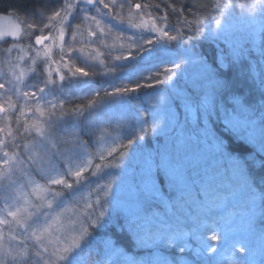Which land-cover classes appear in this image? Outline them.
Returning <instances> with one entry per match:
<instances>
[{
	"label": "snow or ice",
	"instance_id": "snow-or-ice-1",
	"mask_svg": "<svg viewBox=\"0 0 264 264\" xmlns=\"http://www.w3.org/2000/svg\"><path fill=\"white\" fill-rule=\"evenodd\" d=\"M125 7L129 9L127 23L123 11ZM133 7L136 10L142 7H155L159 10L160 5L142 6L136 3L133 6L130 0H109L107 3L105 0H61L59 6L51 10L50 15L41 19L39 34L34 36L37 45H43L46 40L51 41L44 49H36V55L32 57L31 65L27 69L35 74L38 82L25 83V69L21 68L18 74L12 72L15 83L9 80L7 88L5 83H0V89L4 90L7 97V107L0 104V113H4L3 118L8 122L7 130L0 127V133H4V136L0 137V162L8 173L21 171L31 186L30 193L22 194L23 204L14 209L6 205L5 214L0 215V264H9V257L12 264H85L82 255L84 249L89 247L95 238L94 232L99 235L97 230L108 226L113 219V213L101 210L93 219L92 213L86 211L83 220H69L67 225L62 219L69 210L68 200L76 201L84 187L92 184L94 177L101 175V164H93L87 151V142L81 140V133L88 134L89 127L97 122L104 111L94 98L100 96V90H93V98L74 96L72 92L74 89L83 90L85 86H90L92 77L97 75H110L112 79L124 76L130 78L137 72L133 62L143 59L144 52L152 54L162 43L166 46L184 45L186 36L188 41H194L197 34H203L204 39L222 43L225 47L214 49L211 57L196 52L194 43L191 47L180 48L174 53L177 59L172 61L178 71L165 69V79H157L156 83L171 84L180 98L176 103L177 111L181 110V102L184 110L195 111L198 136L203 135L209 140L213 157L228 161L234 174L243 178L245 186L255 190V167L264 170V0H245V3L240 5L242 9L248 10V15L255 17L259 13L261 17L260 44L255 63L250 59L251 50L244 47L239 38L234 37L233 27L228 20L231 11L236 7L235 0H211V3H205L204 0H176L174 3L165 4V9L170 10L175 18V23L169 20L167 10L159 15H153L151 11H145L143 14L137 12V19L134 20L131 11ZM113 8L119 10L116 15L112 14ZM86 23L88 35L97 37L98 42L109 49V55L116 44H105V37L114 35V27L122 25L125 29L136 30L130 36H124L123 31L115 34V41H128V54L124 55L125 48L121 44V54L112 59L108 72L90 73L77 64L85 46L77 40V36H83L81 27ZM24 25L27 30L37 28L35 23H29L27 19L24 20ZM92 26L96 30H93ZM45 28L49 29L48 34H44ZM20 33L19 27L16 31L0 33V43H11L10 47L2 49L4 53L10 54L13 49L24 51V47L19 43ZM31 35V31H25V36ZM66 35L69 37L67 41ZM153 35L156 39L152 38ZM7 37L14 39L10 42ZM52 45L58 49V59L52 57ZM145 45L152 47L145 48ZM28 47L31 48L32 45L29 44ZM133 48L143 50L139 57L133 56ZM99 55L103 56L104 53ZM17 59L23 60L24 57L17 56ZM39 59L43 60V64L38 70L36 64ZM100 64L103 65L104 61L101 60ZM187 65L199 66L200 79L203 82H194L190 88H180L178 81L172 82V76L183 75L184 66ZM249 80L254 88L250 87L245 94L244 88ZM140 86L139 83L132 88L114 87L109 84V87L113 88L111 92L107 88L101 90L105 96L122 98L129 92L137 91ZM20 87L35 90L21 92L18 91ZM65 92L71 98L60 99L59 94ZM12 96H17V99L21 96L24 98V105L19 109L16 118L17 130L20 128V118L24 117V107L36 117L35 122L31 124H28L25 118L23 132L20 133L33 136L31 144L25 143L21 146L17 143V136L13 135L11 121L17 108ZM76 100L81 103H74ZM66 105L69 107L66 108ZM164 126V121L150 125L154 134L158 129L163 130ZM140 131L143 133L145 129L141 127ZM65 132H69V137L63 142L71 144L65 152L50 155L47 151H41V146L46 141ZM36 138H39L38 142ZM142 139L143 135H136L135 140L129 137L127 145L122 146L131 151L133 145L140 147L138 141ZM9 146L12 147L11 153L7 150ZM21 147L28 153L26 157L21 156ZM25 159L28 166L44 180L43 184L33 180L31 174L24 170L22 166ZM99 159L104 160L102 152ZM120 159L123 161L125 155H121ZM194 159L206 165V172L212 166L211 160L204 159L199 154H190L187 151L181 153L178 149L169 150L166 146L147 153L143 159L138 183L134 186L137 192L135 203L127 205L118 200L112 201L117 216L121 211L124 212L120 231L127 228L137 235L141 243L160 238L151 228L152 218L156 214L152 211V202L162 199L164 194H168L169 199L182 198L177 197V189L187 184L191 176L190 165ZM0 174H3V170H0ZM259 179L260 183L264 184V173ZM111 187L110 183L108 188ZM260 191L264 193V187L260 188ZM105 195L109 193L106 192ZM29 196H34L36 202L29 199ZM254 199L253 197V201ZM261 199L264 200V197ZM91 208V204L85 205V209ZM260 223L264 235V205L261 206ZM13 225L22 229L21 235L15 236L9 231L8 238L19 240V249L5 248L4 227L11 229ZM54 233L61 235L56 237L50 251L45 241H51ZM25 235L34 241V246L28 245L27 240L23 238ZM178 239L179 237L173 234L167 238V243L176 247L179 253H184L185 247L177 243ZM212 239L219 241L220 237L214 235ZM29 247L34 248L32 254L29 253ZM233 248H238L240 253L248 251L238 241L233 244ZM206 252H215V248L209 244ZM32 255L37 257L35 261L32 260ZM121 255V249L117 248L113 241L105 240L102 264H119L117 258ZM245 261L246 257H238L229 264H245ZM123 264L133 262L130 258H124ZM162 264H176V261L164 260ZM208 264H211V261ZM261 264H264V260Z\"/></svg>",
	"mask_w": 264,
	"mask_h": 264
},
{
	"label": "trees",
	"instance_id": "trees-1",
	"mask_svg": "<svg viewBox=\"0 0 264 264\" xmlns=\"http://www.w3.org/2000/svg\"><path fill=\"white\" fill-rule=\"evenodd\" d=\"M21 0H0V15H9L14 14V10L18 8V4ZM173 3L176 2V0H172ZM179 6V4L177 5ZM11 11V12H10ZM10 12V13H9ZM191 19V17H189ZM169 20L171 22H175V18L171 15H169ZM127 23V22H125ZM123 31L124 36H130L133 32H135V29H125L124 26H116L113 29V36H106L105 38V44L112 45L113 43L116 44V47L114 49H111V55H109V49L105 47L104 44H101L98 42L97 37H87L86 43L84 44V51H86L85 55L83 56H90L92 60H94L96 63L100 64V61L103 60L104 64L101 65L102 67H105L103 69L101 67V71L108 72L109 67L112 63V59L116 55H120V45L123 44L125 51L124 55L128 54V41L127 40H121L115 41V34H119V32ZM194 45L198 44V50L199 53L206 55L208 57H211L214 53V49L217 48V43L204 39L203 34H197ZM156 37L155 35L152 36ZM10 41V40H8ZM90 41H97L96 43H90ZM11 42V41H10ZM9 44V43H8ZM8 44L0 43V47H4ZM194 46V47H195ZM152 47V46H151ZM181 47H187L185 45L181 46H173L171 44L164 46L161 49H156L152 54L143 53V59H137L134 61V65L137 69V72L135 74H132L131 77L124 76L122 78L118 79H112V77L109 76H94L91 80V85H97L96 88L100 87V96L94 97L97 101V105L104 108V111L102 115L98 118L97 122H101L103 125L102 128H100L97 132H108L107 136H115L117 138H120L122 142H125L127 144L128 138L131 137L135 140L136 135L141 134V124L142 122H137L136 117L137 116H148L149 119L152 116V112L150 109L147 108L146 104L143 103V97L150 92L151 90L154 91L155 86H159L163 89H167L169 93H172L171 90V84L167 85H161L157 84V79H165V69L168 67L162 69L161 73L155 72V71H149L147 68L151 63H153V59L155 57L160 56H166V59L168 61L171 59L169 58V54L172 51H177ZM148 48V47H146ZM173 50L170 52V49ZM98 50V51H97ZM196 52L197 49L195 47ZM133 56L139 57L140 53L143 51L137 50L136 48L131 49ZM91 53V55H89ZM99 53H104L103 56L99 55ZM173 69V72H177V69H175L174 65L171 66ZM89 72L93 73H99L95 71H91L89 68ZM146 72V73H145ZM162 74V75H161ZM147 79H144V76ZM178 78H181L180 76L173 75L172 76V82L178 81ZM112 82L114 87L119 86H126L129 88L135 87L137 83H139L141 86L140 88L135 92H129L125 94L122 98L121 97H112V96H105L104 91L101 89L107 88V83ZM247 82H251L250 80ZM13 83H15V80H13ZM124 83V84H123ZM106 84V85H105ZM147 84H151L152 86L149 87ZM6 87H9V85H6ZM84 89L89 90L87 86L84 87ZM24 87H20L18 91H23ZM113 90V89H112ZM112 90H109L111 92ZM75 96H84L82 94H78ZM174 96V98H173ZM1 97V96H0ZM89 98H93L92 96H88ZM60 99L64 98H71L67 95V93H60L59 94ZM2 99V98H0ZM172 99L174 100L175 106L177 101L180 100V98L176 97L175 95H172ZM3 100V99H2ZM74 103L79 104L81 101L76 100ZM66 108L69 106H65ZM183 103L181 102V110L178 112V119L176 121V124L173 128H171L168 132L163 133L161 135L154 134L152 131V128L150 127V122L148 118H143L146 122L145 124V132L143 134L144 139L139 140L138 144L140 147H136L135 145L132 146L131 151L128 147H120L116 151H114L112 158H108L105 161L106 163H109L111 165L110 169L115 174L121 173L122 176L117 175V178L120 183L129 182L133 186H135L138 183L139 180V173H140V167L138 166L140 158L144 159V156L154 151L157 148L167 147L169 150H179L181 153L187 151L190 154H199L202 158L211 160L212 166L208 170L210 173H213V177H216L218 181L225 179V181H222L223 184L231 186L229 189L230 194L241 196L236 199L238 205L236 207V214H239L238 210L242 209L244 210L247 205L248 198L251 197L252 201L255 202V207L257 208V214L253 220V224L255 227V231L258 233V235H262V225L260 223L261 221V206L264 205V200L261 198L264 197V193L260 191V188L264 187V184L260 183V175L264 173V170L259 168L258 166L255 167V171L253 173V177L255 180V184L253 185L254 191L250 188L245 186L244 180L241 176L234 174L232 170V165L223 159H220L219 157H213L211 149H210V142L208 139H206L203 135H199V131L196 128V113L195 111H187L185 113L182 112ZM123 108L127 109V114H131L129 118H126L123 116ZM177 108V107H176ZM138 113H142V115H138ZM19 115V107L17 109V112L13 113L12 115V121H11V128L13 131V135L17 136V143L21 144V146L25 143H30L31 140H33V136H28L27 134L20 135V133L23 132V126L25 124V117L20 118V128L17 130V122L16 118ZM3 118V117H1ZM215 119V117H214ZM141 121V119H140ZM2 127H5L7 130V125L5 120H1ZM28 124H31V122L27 121ZM187 125H193L195 127V131L188 133L184 129ZM94 125H91L88 129V132H95L93 130ZM211 128L212 126L209 125ZM71 130H69L70 132ZM69 132H65L62 134L54 135L51 140L46 141L43 145L47 146L48 148H55L56 150H59L60 153L65 152V149H68L71 147L70 143H64V139H68ZM4 133H0V137H3ZM11 140V137L8 138ZM39 138H36V141H38ZM81 140L87 142V148L92 150L95 146L94 143V137H92L89 134L81 133ZM249 147L251 145H248ZM10 153L12 152V147L9 146L7 149ZM2 155V153H0ZM28 153L23 151V148L21 147V156L26 157ZM121 155H125V159L121 161L120 157ZM119 159L118 166L114 165V162L116 159ZM25 162L27 160L25 159ZM123 166H127L130 168V175L126 176L124 174ZM191 176H194L196 173H200L202 171H205L206 165L200 164L197 160H193L191 165ZM31 168V167H30ZM32 169V168H31ZM109 167L102 165L100 172L102 170H106L109 172ZM0 170H3V174H0V183L7 180V177L9 173L7 172V169L5 166L0 167ZM106 179L102 175L99 177H94L93 183L86 186V190L88 195L91 198V204L94 206H97L99 201V204L106 212H112L113 213V219L108 224V226L103 230H97L99 231V235H96L95 232L93 233L94 239H92L89 247H86L83 252L84 262L85 264H102L103 258H104V246H105V240H111L114 242L115 246L119 249H121L122 255L121 257L117 258L119 261V264H123L124 258H130L132 262H134L137 259H146V262H148V258L152 256L151 252H154V257L156 262L163 261L164 259H167L169 261L175 260L176 264H181V260L185 259L184 256H190L195 259L194 254L190 252H187L185 254H180L178 252V249L176 247H167L166 245H155L153 247H148L146 245V242L141 243L140 240L137 238V235L128 230L127 228L124 231H120V223L124 219V212L121 211L119 216H117L116 212L113 210V204L112 201L115 200L114 197H112V190L114 187L112 185L111 189L108 188L109 184L105 183ZM192 183V182H191ZM189 183V186L190 184ZM113 184H118L116 182H113ZM221 187V184L219 186ZM217 187L211 186L210 191H207L206 193H201L199 187L192 189L189 192H185L182 194V198L176 199V202L173 206H169L167 202L163 199L156 200L152 202V211L155 212V216L152 218L151 228L154 233L157 235L165 237V233H168L169 236L176 234L177 236L183 235L182 229L173 228L172 226H167L162 224L163 219L172 218L178 216V214H175L177 211L174 206L177 207L178 211L184 213V214H190L195 209H192L194 205H201L204 206V198L203 196H209L211 195V192L214 191ZM85 188V187H84ZM135 189V187H134ZM244 189V191H242ZM248 190V193L246 191ZM109 191V192H108ZM170 191V190H169ZM224 193H228V189H222ZM108 192L109 195H105V193ZM136 192V189H135ZM171 192V191H170ZM191 193H194L195 195H191ZM136 195L133 200V204L136 200ZM202 196V197H201ZM180 197V196H179ZM188 197V198H186ZM253 197L255 198L253 201ZM71 201V200H68ZM130 205H132L130 203ZM250 207L247 208V210H251ZM170 210H173V213L170 212ZM170 212V213H169ZM246 213V212H245ZM107 219V217H105ZM217 224H220L222 222L227 221V218H223L221 213L214 212V217L212 219ZM167 229L168 231H165ZM45 243L50 245L48 241H45ZM152 248H156L153 249ZM196 264H204L203 261L198 260L196 261Z\"/></svg>",
	"mask_w": 264,
	"mask_h": 264
},
{
	"label": "rangeland",
	"instance_id": "rangeland-1",
	"mask_svg": "<svg viewBox=\"0 0 264 264\" xmlns=\"http://www.w3.org/2000/svg\"><path fill=\"white\" fill-rule=\"evenodd\" d=\"M235 0L236 7L231 11L230 15L228 16V20L230 24L233 27V35L236 38H239V42L244 45L247 49L254 51L256 55H258L257 48L260 44V27H261V17L259 13L255 17H252L248 15L247 9H242L240 7L241 4L245 3V0ZM105 2H109V0H105ZM118 2H123V0H118ZM57 0H48V11L51 13V10L53 8H57L59 4H57ZM126 8V7H125ZM107 11V10H106ZM119 10L113 8L112 14L116 15ZM11 12V11H10ZM9 12V13H10ZM138 11L136 9L132 10V13H137ZM93 14V13H91ZM20 17H22L23 20L27 19L29 23H35L37 25V28L39 29V26H41L38 21L32 18H28V16H24L23 14H18ZM17 14H9L6 15L11 21L15 22H22L18 19L19 16ZM136 15V14H134ZM32 17V16H30ZM137 18V17H136ZM145 19L147 17L145 16ZM77 23H79V20H77ZM39 25V26H38ZM34 28V29H37ZM88 28V24L82 25L81 29L86 30ZM34 29L25 31H31L34 32ZM93 30H96L94 26H92ZM99 36V33H98ZM31 36H25V33L23 35V41H20L19 43L24 47V51L21 52L19 49H13V51L10 54L4 53L2 51L3 48L10 47L11 43L4 47H0V83H5L8 85L9 80H15L12 76V72L15 71L17 74L20 72V69H25V83H37L38 81L35 78L34 73H30L27 71L28 67L31 65V59L32 57H35L36 55V49H44L46 45H50L51 41H47L44 45L41 47H37L29 43ZM81 36H77V40L80 41ZM107 38V37H105ZM69 37L66 35L65 40L67 41ZM153 39H156V37H153ZM121 43V40H120ZM31 44L32 47L29 48L28 45ZM79 47V44L77 45ZM166 46L163 43L159 46H157V49H161ZM146 47H151V45H145ZM173 50L170 49V52ZM58 52V49L55 45H52V57L53 59H56L58 56L56 53ZM176 51H172L169 54V58L171 59L168 61L166 59V56H160L155 57L153 59V63L149 65L147 70L149 71H155L158 73H161L162 69L168 67L171 68L172 61L176 60L177 57L174 55ZM17 56H23V60H18ZM43 60L39 59L37 60L36 67L39 68L42 66ZM16 65H19V67H15ZM185 71L183 72V78L182 80L178 81V87L180 88H190L195 83H202L203 81L200 79V68L198 65H187L184 66ZM91 68V67H90ZM105 69V67H102ZM104 71V70H103ZM102 71V72H103ZM146 73V72H145ZM162 75V74H161ZM148 75L144 76V79H147ZM251 81V80H250ZM252 82V81H251ZM124 84V83H123ZM149 85V84H147ZM151 85V84H150ZM171 90L172 93H169L167 89H163L159 86L154 87V91L151 90L143 97V103L146 104L147 108L151 110L152 116H137L136 121L142 122L141 127L145 128L146 122L143 118H148L150 125L153 123H156L158 121H164L165 126L163 130L158 129L155 134L161 135L163 133L168 132L171 128L174 127L176 124V121L178 119V111L175 106L174 100L172 99V95H176V91L172 86ZM7 88V87H6ZM33 88H24L23 91H34ZM86 90V89H84ZM0 92L2 94V99H0V104H5V107H7L5 101L7 97L4 95V90L0 89ZM85 95L92 96L93 90H87ZM10 94V93H9ZM6 97V98H4ZM174 98V96H173ZM179 98V97H178ZM13 101L16 102V108L19 109L24 105V98L21 96L19 99H17V96H12ZM31 103V102H30ZM123 116L126 118H129L131 114H127V109L123 108ZM138 115H142V113H138ZM3 115H0V127H2L1 120H5ZM24 117L27 118V121L33 123L36 120V117L33 115L32 112H29L27 107H24ZM141 119V121H140ZM6 121V125H7ZM196 128L199 131L197 124ZM145 132V131H144ZM141 133L140 135L144 134ZM108 132H88L89 135L94 137V143L95 146L92 150L87 148V151L90 153L91 159L93 160V164H101L109 167V163L105 164V161L108 158H112L114 151L122 147V145H127L125 142H122L120 138H117L115 136H107ZM114 149V150H113ZM41 151H47L50 155L55 153L57 155L60 154L59 150H56L55 148H48L47 146L42 145ZM103 153L104 160L101 161L99 159L100 153ZM109 152H111V155H109ZM119 159L117 158L114 162L115 166H118ZM143 164V158L139 160L138 166L142 167ZM4 165L2 162H0V167H3ZM25 171H28L31 174V178L41 184L44 183V180L37 175L33 169H31L28 166V163H24L22 166ZM110 169V167H109ZM94 170V169H93ZM124 174L126 176L130 175V168L127 166H123ZM100 171V170H99ZM101 175L106 179V184H112L113 189L112 190V197L115 198V200L120 201L123 204L130 205L133 204V200L135 197L134 186L129 182L120 183L117 175L122 176L121 173L115 174L112 169L107 172L106 170H102ZM222 181H225V179L221 180L220 182L216 177H213V173L209 171H202L200 173H196L194 176H190L188 182L186 185L180 186L179 189H177V197L181 196L185 192H189L194 188L199 187L201 193H206L207 191H210V187L214 186L217 187L219 184H221V187H217L214 191L211 192V195L206 196L204 195V206L201 205H194L192 209H195L190 214H184L180 211H178L177 207L175 214H178L176 217L163 219L162 224L167 226H172L173 228L182 229L183 235L178 236L179 239L177 243L182 244L185 247V252L180 254H185L187 252H190L194 254V258L190 256H184L185 259L181 260V264H196L197 259L203 261L204 264H208L209 261H211V264H229L230 261H235L238 257H246L245 264H261V261L264 260V235H258V233L255 231V227L253 224V220L257 214V208L255 207V202L252 201V198L249 197L247 201L246 208L244 210L239 209V214H236V207L238 205L236 199L241 197L237 195L230 194L229 189L231 186H227L222 183ZM113 182H116V184H113ZM192 182V183H191ZM189 183L190 186H189ZM222 189H228V193H224ZM249 189V188H248ZM170 191H172L170 189ZM244 191V189L242 190ZM31 192V186L27 182V178L22 174L21 171H14L12 173H9L7 180L0 183V215L5 214L6 208L5 206L8 205L11 208H15L16 206L23 204V198L22 194H27ZM109 192V191H108ZM192 192V191H191ZM248 193V190L246 191ZM191 195H195L194 193H191ZM202 197V196H201ZM188 198V197H186ZM29 199H31L34 203L35 197L29 196ZM163 200L167 202L169 206H173L176 202V199H169L168 194H164L162 197ZM71 200V199H69ZM68 211L64 214V217L62 218L65 221V224L67 225L69 220H83L84 219V213L91 212L92 218L95 219V216L99 213V211L103 210L101 205L98 203L97 206H94L91 204V198L87 193L86 187L82 190V192L78 195L76 198V201H68ZM86 204H91V209H85ZM250 207L251 210H247V208ZM249 208V209H250ZM31 210V209H30ZM171 213H173V210H170ZM169 212V213H170ZM214 212L221 213L223 218H227V221L222 222L220 224H217L212 219L214 217ZM246 212V213H245ZM10 219V218H9ZM11 231V233L15 236H20L22 229L17 228L15 225L9 229L7 226L4 227V233H5V248L11 247L13 249H19L20 244L19 240H11L8 238V233ZM165 231H168L165 229ZM168 233H165V237L158 235L160 238L158 239H152V240H146V245L148 247H153L155 245H166L167 247H174L173 245H170L167 243ZM60 233H54L52 240L48 241L50 243L49 250L51 251L52 245L55 243V239L57 236H60ZM219 236L220 240H213V236ZM27 240L29 246H34V241L27 238L25 235L23 237ZM239 242L242 244L248 251L246 253H240L238 248H233V244L236 242ZM211 244L215 248V252H206L207 245ZM156 249V248H152ZM34 248L29 247V253H33ZM152 256L148 258V262H146V259H137L133 262V264H162L163 261L156 262L154 257V252H151ZM9 264H12L10 257ZM37 257L32 255V260L35 261Z\"/></svg>",
	"mask_w": 264,
	"mask_h": 264
},
{
	"label": "bare ground",
	"instance_id": "bare-ground-1",
	"mask_svg": "<svg viewBox=\"0 0 264 264\" xmlns=\"http://www.w3.org/2000/svg\"><path fill=\"white\" fill-rule=\"evenodd\" d=\"M57 2H58L57 4H60L61 3V0H57ZM123 2H124V0H123ZM130 2H131V4L133 6L136 3H140L142 6L144 4H152V5L159 4L160 5L159 10H157L155 7H152V8H149V9H144L142 7L140 10H137L140 14H143L145 11H151L153 13V15L163 14V12L167 10V9H165V4L173 3L172 0H130ZM204 2L205 3H211V0H204ZM18 5H19L18 8H16L14 10V14H17L18 15L19 13L23 14V12H24V16L26 15V16H28V18L35 19L36 21H38V23L41 21V19H44L48 15L51 14V13H49V11L47 9V7H48V0H21ZM133 9H135V8L133 7L131 9V11ZM123 11H124V14H125V22H127V12L129 11V9L126 7ZM167 11H169V15L171 16L170 10H167ZM93 14H95V13H93ZM134 14H136V13H134ZM134 14H133V19L136 20L137 19L136 18L137 16L134 15ZM213 14H215V13H213ZM30 16H32V17H30ZM18 19L21 22L23 20L22 17H20V16H19ZM172 23H175V22H172ZM20 24H21L22 31H21V35H20L19 42L20 41H23V35H24L25 29H26L25 28V25H24V20ZM117 26H120V25H117ZM39 27H41V26H39ZM43 31H44V34H48L49 33V29H47V28L43 29ZM81 32L83 33V36H81L79 40L85 44L87 37H90V36L88 35L87 29L86 30H82L81 29ZM35 34H39L38 28L37 29H34L33 37L30 38V41H28L32 45L35 44V39H34ZM196 37H198V36L196 35ZM185 41H186V43L184 45L187 46V47H191L193 45V43H194V41H188L187 36L185 37ZM216 43H217V47H225V45H223L222 43H219V42H216ZM195 47H196L197 51L199 52V50H198V44H196ZM195 47H194V49H195ZM181 48H183V47H181ZM85 53H86V51L83 50V55H85ZM83 55L81 56V59L79 61H77V64L79 66L84 67L86 71H89V68L91 67L90 68L91 71H95L96 70L97 72L99 71V73L102 72L100 70L101 67H102L101 65H99L94 60H92V58L90 56H83ZM56 59H58V57ZM250 59H251V61L253 63H255V61L258 59V55H256L254 53V51H251V57H250ZM53 67H55V65ZM98 76L101 77V75H98ZM182 78H183V75H181V78H178V81L182 80ZM109 84L113 85L112 82H108L107 83L108 89L109 90H112L113 88L112 87H109ZM96 86L95 85H90V86H87V87L89 88V90H100V87L99 88L98 87L96 88ZM250 87L251 88H254V85L252 84V82H247V86H245V88H244L245 94L248 93ZM76 91L78 92V94H82L84 96H87V95H85L86 92H84V91H86V90H84V89L83 90H75L74 89L73 92H72V95H74V96L77 95ZM67 95H68V93H67ZM0 96H1L0 98H2L1 92H0ZM4 98H6V97H4ZM182 112L183 113L186 112V110H184L183 107H182ZM93 125L94 126H92V127H93V130L95 132H97L100 128L103 127V125L101 124L100 121L99 122H96ZM184 130L186 132H188V133H191V132H194L195 131V127L193 125H187ZM31 143H33V140H31L29 144H31Z\"/></svg>",
	"mask_w": 264,
	"mask_h": 264
},
{
	"label": "water",
	"instance_id": "water-1",
	"mask_svg": "<svg viewBox=\"0 0 264 264\" xmlns=\"http://www.w3.org/2000/svg\"><path fill=\"white\" fill-rule=\"evenodd\" d=\"M17 27H19V29L22 31L21 25L19 23L9 21L8 17H6V16H0V33H6L9 31H16ZM20 35H21V33H20ZM6 39L12 41L14 38L13 37H7ZM47 41H49V40L44 41V44ZM35 45L37 47L42 46V45H37V44H35ZM3 114L4 113H0V115H3Z\"/></svg>",
	"mask_w": 264,
	"mask_h": 264
}]
</instances>
